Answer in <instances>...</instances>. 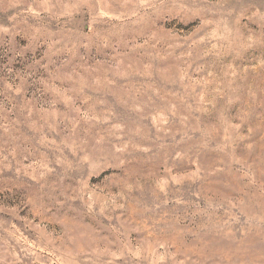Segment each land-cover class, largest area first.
I'll return each mask as SVG.
<instances>
[{
  "label": "rangeland",
  "instance_id": "374dc122",
  "mask_svg": "<svg viewBox=\"0 0 264 264\" xmlns=\"http://www.w3.org/2000/svg\"><path fill=\"white\" fill-rule=\"evenodd\" d=\"M0 264H264V0H0Z\"/></svg>",
  "mask_w": 264,
  "mask_h": 264
}]
</instances>
